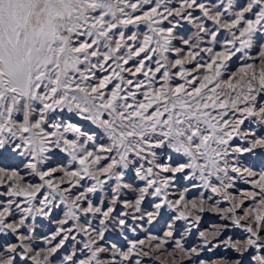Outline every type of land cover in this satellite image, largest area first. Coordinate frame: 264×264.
Returning a JSON list of instances; mask_svg holds the SVG:
<instances>
[{"label":"snow or ice","instance_id":"snow-or-ice-1","mask_svg":"<svg viewBox=\"0 0 264 264\" xmlns=\"http://www.w3.org/2000/svg\"><path fill=\"white\" fill-rule=\"evenodd\" d=\"M0 264H264V0H0Z\"/></svg>","mask_w":264,"mask_h":264}]
</instances>
